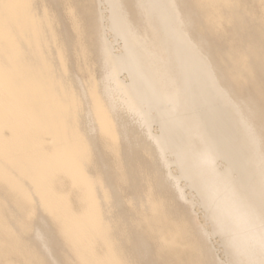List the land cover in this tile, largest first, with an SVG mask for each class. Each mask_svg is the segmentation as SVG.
I'll return each instance as SVG.
<instances>
[{
  "label": "bare ground",
  "instance_id": "obj_1",
  "mask_svg": "<svg viewBox=\"0 0 264 264\" xmlns=\"http://www.w3.org/2000/svg\"><path fill=\"white\" fill-rule=\"evenodd\" d=\"M0 264H264V0H0Z\"/></svg>",
  "mask_w": 264,
  "mask_h": 264
},
{
  "label": "rangeland",
  "instance_id": "obj_2",
  "mask_svg": "<svg viewBox=\"0 0 264 264\" xmlns=\"http://www.w3.org/2000/svg\"><path fill=\"white\" fill-rule=\"evenodd\" d=\"M118 44V43H117ZM175 166H173L172 167V169H173V171L175 170ZM185 184V182H182V184ZM183 184V185H184ZM187 188V189H186ZM192 190V191H191ZM185 192H186V195H187V193H188V199H189V201H192V199H193V202H194V204H192V206H191V210H192V213H193V215L195 216V218L197 219V221L200 223V224H202V225H204L205 227H210L209 225L210 224H208V222H206V221H208L207 219H206V216H205V213L203 214V212H205L204 211V208L202 207V206H200V204L198 203V198H196V193L194 192V190L193 189H190L188 186L187 187H185ZM191 194V195H190ZM193 195H195V196H193ZM192 196H193V198H192ZM189 201L188 202H185L186 204H189ZM197 201V202H196ZM195 206V207H194ZM202 212V213H201ZM195 213V214H194ZM205 217V218H204ZM206 219V220H205ZM207 223V224H206ZM215 240V241H214ZM211 242H212V244L214 245V247H216L215 248V254L217 255V257L219 258L220 257V259H223V260H225V254L223 253L224 252V250H223V247H222V245H221V240L219 239V237H217V236H215V237H212L211 238Z\"/></svg>",
  "mask_w": 264,
  "mask_h": 264
}]
</instances>
